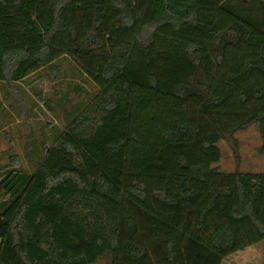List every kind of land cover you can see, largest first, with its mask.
<instances>
[{"label":"trees","instance_id":"16d2710c","mask_svg":"<svg viewBox=\"0 0 264 264\" xmlns=\"http://www.w3.org/2000/svg\"><path fill=\"white\" fill-rule=\"evenodd\" d=\"M63 60L95 90L28 140L30 168L0 165V264H221L264 241V173L216 166L250 124L264 157V0H0V83Z\"/></svg>","mask_w":264,"mask_h":264},{"label":"rangeland","instance_id":"374dc122","mask_svg":"<svg viewBox=\"0 0 264 264\" xmlns=\"http://www.w3.org/2000/svg\"><path fill=\"white\" fill-rule=\"evenodd\" d=\"M38 73L19 84L0 83V165L6 162L9 154L15 153L21 160V166L30 168V161H26L29 160L28 140L49 144L54 129H61L66 123L65 111L86 93L95 90L68 60L61 61L55 76L47 71ZM57 87L59 93L69 89L70 101L64 103V109L59 105L50 111L41 99L51 97ZM74 87H81V91H74ZM260 144L256 126L250 124L235 132L231 139L217 143L221 159L216 166L226 173H264ZM221 264H264V241L228 255Z\"/></svg>","mask_w":264,"mask_h":264}]
</instances>
